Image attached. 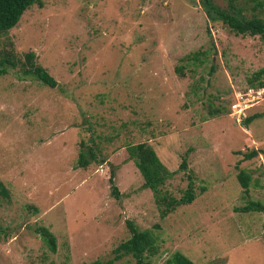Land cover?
<instances>
[{
  "label": "rangeland",
  "instance_id": "374dc122",
  "mask_svg": "<svg viewBox=\"0 0 264 264\" xmlns=\"http://www.w3.org/2000/svg\"><path fill=\"white\" fill-rule=\"evenodd\" d=\"M41 1L0 35V54L33 51L56 80L0 74V264L104 262L129 236L126 220L156 236L151 264L174 251L193 264H264V213L238 210L264 204V86H256L264 74L252 80L264 41L211 20L200 0ZM235 3L248 15L254 2ZM256 15L264 18V5ZM248 88L260 93L238 119L232 105ZM80 141L97 152L86 167L76 166ZM138 142L171 172L160 191L178 198L192 177L194 199L164 218L127 158ZM251 149L263 152L243 158ZM39 225L54 235V252ZM111 264L136 262L124 255Z\"/></svg>",
  "mask_w": 264,
  "mask_h": 264
},
{
  "label": "trees",
  "instance_id": "16d2710c",
  "mask_svg": "<svg viewBox=\"0 0 264 264\" xmlns=\"http://www.w3.org/2000/svg\"><path fill=\"white\" fill-rule=\"evenodd\" d=\"M254 3L249 9V14L244 13V8L235 3V0H228L225 7H220L212 0H200L205 14L211 20H217L225 24L235 35H258L264 41V18L257 16L256 11L264 5V0H251ZM42 6L41 0H0V35L5 34L9 29L14 27L22 13L31 5ZM193 63L196 64L198 54L193 53ZM7 68L16 69L18 77L30 76L39 81L41 84L54 87L56 80L47 72L45 68L39 65L35 60L33 51L24 52L22 57L15 56L14 53L2 50L0 54V74L7 71ZM176 71L182 75V68L177 67ZM264 74V67H261L254 74L252 80L257 79L258 75ZM251 83V81H250ZM256 86H264V80H259ZM215 114V112H214ZM260 114L253 113L246 116L242 123L248 125L252 119ZM80 148L77 153L76 166L86 167L91 161L96 160V148L80 141ZM127 158L132 161L139 171L143 186L148 187L154 197V201L159 210V217L164 218L168 213L173 211L181 204L190 203L194 197L193 182L190 173L187 174L188 181L182 195L178 198L160 191V186L164 184L171 172L161 163L155 151L146 142L129 144L125 147ZM263 151L251 149L243 153V158H252ZM179 169H186V159L182 158ZM113 169H109L108 182L109 192L114 198H118L119 191L113 181ZM237 179L243 189L246 191L249 185L250 175L242 168L238 169ZM4 193L5 191L2 190ZM241 212L259 211L264 213V204L257 200H248L245 205L239 207ZM129 236L121 241L113 250L112 258L106 261L94 260L88 264H111L114 260L130 255L136 264H151L149 259L157 254L156 236L151 229H140L131 220L125 221ZM264 234V222L262 224ZM34 232L40 237L41 241L49 251L54 252L56 249L55 237L52 232L45 226L39 225L34 228ZM162 264H193L184 254L174 251Z\"/></svg>",
  "mask_w": 264,
  "mask_h": 264
},
{
  "label": "built area",
  "instance_id": "2783aa9c",
  "mask_svg": "<svg viewBox=\"0 0 264 264\" xmlns=\"http://www.w3.org/2000/svg\"><path fill=\"white\" fill-rule=\"evenodd\" d=\"M259 93L260 90H254L252 88H248L246 92L238 96L239 99L238 102L232 105V108H234L232 114H235L238 119L240 118V116H245L244 111L253 104H255Z\"/></svg>",
  "mask_w": 264,
  "mask_h": 264
}]
</instances>
